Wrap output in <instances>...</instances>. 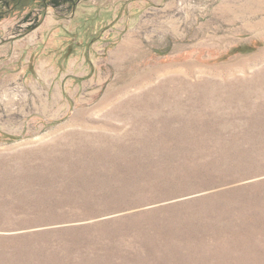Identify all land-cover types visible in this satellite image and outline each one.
<instances>
[{"label":"rangeland","instance_id":"rangeland-1","mask_svg":"<svg viewBox=\"0 0 264 264\" xmlns=\"http://www.w3.org/2000/svg\"><path fill=\"white\" fill-rule=\"evenodd\" d=\"M0 264H264V0L0 2Z\"/></svg>","mask_w":264,"mask_h":264},{"label":"water","instance_id":"water-1","mask_svg":"<svg viewBox=\"0 0 264 264\" xmlns=\"http://www.w3.org/2000/svg\"><path fill=\"white\" fill-rule=\"evenodd\" d=\"M2 1H5V0H0V2H2Z\"/></svg>","mask_w":264,"mask_h":264}]
</instances>
